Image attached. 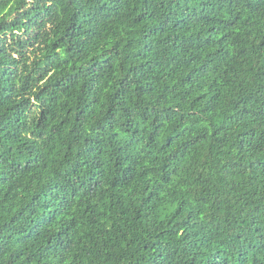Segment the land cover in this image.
<instances>
[{
    "label": "trees",
    "instance_id": "16d2710c",
    "mask_svg": "<svg viewBox=\"0 0 264 264\" xmlns=\"http://www.w3.org/2000/svg\"><path fill=\"white\" fill-rule=\"evenodd\" d=\"M58 5L67 27L49 36ZM23 6L0 0L14 14L0 24V264H192L208 245L210 264H232L231 228L251 229L243 264H256L264 0ZM36 52L51 85L28 71Z\"/></svg>",
    "mask_w": 264,
    "mask_h": 264
},
{
    "label": "clouds",
    "instance_id": "9594fccd",
    "mask_svg": "<svg viewBox=\"0 0 264 264\" xmlns=\"http://www.w3.org/2000/svg\"><path fill=\"white\" fill-rule=\"evenodd\" d=\"M23 2V7L19 8V11L23 12L26 8H29L34 0H22ZM54 0H47V4L51 5L53 4ZM66 8V5H58L57 7V12L58 15L54 18L53 23H50L47 27V29L45 30L47 32V35L49 36H53L55 33L53 32V29H55L56 33H62V30L67 27V15L68 13L66 11H64L63 9ZM15 11V8L13 10V12ZM97 11V15L98 17H100L102 19V14L99 12V9L96 10ZM14 18V14L13 15H3L0 14V24H4L5 21H8V23H11V20ZM22 31V29L20 30ZM46 40V37H42V42L39 45V48H45V43L44 41ZM9 43H11V40H9ZM30 51H36V50H30ZM60 53H63V48L58 50ZM75 51V49H73V52ZM73 52H69L66 55H61L60 56V60H65L68 57H71L73 62H75L76 60V56L73 55ZM116 54V50L113 49L112 52H106L104 54L103 57H97V59H101V60H106L109 56H115ZM121 63L123 64L125 62V54L121 53ZM59 62V61H57ZM46 63L45 60L42 59L41 53L36 52V55L34 56V58L31 61H28L29 67H28V71L33 73V76H43V79L39 80L38 83L36 84V87H42L45 85V83L47 82V84L51 85L55 82V80L58 78V76L53 75V73L56 71L55 67H52V70L49 71L47 69H45L43 67V65ZM93 63H95V61H93ZM85 67H88V65H85ZM98 67L103 70L104 65L100 64L98 65ZM47 72V75H44V73ZM29 95H31V93H29ZM113 107L116 111H119L118 108H116V101H113ZM137 107H142V110L147 112V110L149 108H152V105L150 104H144V101H141L139 105H137ZM154 111H156L157 113L159 112V109H154ZM38 112V106L37 108H34L32 113H30V115H36ZM151 114V113H149ZM127 118L129 120V122H131L132 120H134L136 118L135 114H127ZM111 121H104V125L105 127H107V125L110 123ZM241 155H243L241 153ZM243 204V201L241 202ZM244 207H247V205L245 204ZM244 207L240 208V213L241 215L243 214L244 211ZM249 215H251V211H249ZM218 218L223 221L224 217L223 216H219L218 214ZM211 219H215V217H209L208 215H205L202 218V223H209V221ZM196 223L195 218L193 219V224ZM259 231L257 232V237H258V244L255 245V247L257 248V251L254 253L255 257H259V259L256 260V264H264V225H258ZM237 232L236 228H231L228 231V240L226 241V246H225V255H229L233 258V262L232 264H235V253L236 250L239 249L240 252V260H241V264H243L245 256L244 254L248 251V248L250 245L253 244V239L255 238H250L251 237V229L248 230V234L246 235L244 230L241 229L240 230V238L237 240L235 233ZM219 245H208L206 246L205 251L196 253L198 259L197 261L192 262V264H210L211 260H212V256H213V252L215 251V248L218 247ZM190 259V256H189Z\"/></svg>",
    "mask_w": 264,
    "mask_h": 264
}]
</instances>
